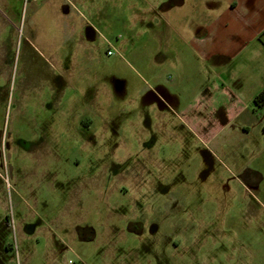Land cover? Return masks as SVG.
Segmentation results:
<instances>
[{
	"label": "rangeland",
	"instance_id": "1",
	"mask_svg": "<svg viewBox=\"0 0 264 264\" xmlns=\"http://www.w3.org/2000/svg\"><path fill=\"white\" fill-rule=\"evenodd\" d=\"M167 1L24 8L44 55L17 29L0 66V264H264V105L245 123L189 66Z\"/></svg>",
	"mask_w": 264,
	"mask_h": 264
},
{
	"label": "crops",
	"instance_id": "2",
	"mask_svg": "<svg viewBox=\"0 0 264 264\" xmlns=\"http://www.w3.org/2000/svg\"><path fill=\"white\" fill-rule=\"evenodd\" d=\"M48 1L58 5L59 13L67 16V11H64L67 6L82 13L79 6L86 0ZM30 2L33 8H38L36 0ZM165 4V22L169 31L179 38V54L201 56L205 64L200 68L195 67V63L189 66L200 72L211 70L219 80L216 85L221 98L232 101L237 115L246 112L245 123H248L249 118H254V96L264 89V0H168ZM25 7V0H0L2 67L10 66L9 55L15 49L17 29L22 34L20 43H25L22 57L28 59L34 55L33 52L44 55L32 41L39 37L35 23L27 24L26 34L22 31L26 23ZM82 39L85 41L83 36ZM46 46L51 55L50 62L58 61L53 44L47 41ZM199 84L195 92L203 97ZM242 131V135L247 136L250 133L248 125H243ZM247 181L259 185L261 180Z\"/></svg>",
	"mask_w": 264,
	"mask_h": 264
},
{
	"label": "trees",
	"instance_id": "3",
	"mask_svg": "<svg viewBox=\"0 0 264 264\" xmlns=\"http://www.w3.org/2000/svg\"><path fill=\"white\" fill-rule=\"evenodd\" d=\"M254 102L258 105H264V89L254 96Z\"/></svg>",
	"mask_w": 264,
	"mask_h": 264
},
{
	"label": "built area",
	"instance_id": "4",
	"mask_svg": "<svg viewBox=\"0 0 264 264\" xmlns=\"http://www.w3.org/2000/svg\"><path fill=\"white\" fill-rule=\"evenodd\" d=\"M30 1H35V0H25V5H27L28 4V2H30ZM36 1H38V0H36ZM110 51H108V53H109Z\"/></svg>",
	"mask_w": 264,
	"mask_h": 264
}]
</instances>
